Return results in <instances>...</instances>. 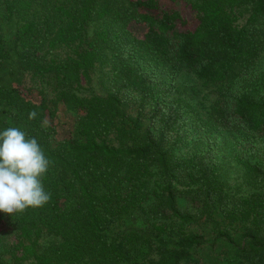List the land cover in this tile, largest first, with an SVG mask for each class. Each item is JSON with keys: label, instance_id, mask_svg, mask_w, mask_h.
I'll return each instance as SVG.
<instances>
[{"label": "trees", "instance_id": "1", "mask_svg": "<svg viewBox=\"0 0 264 264\" xmlns=\"http://www.w3.org/2000/svg\"><path fill=\"white\" fill-rule=\"evenodd\" d=\"M182 75L215 96L197 106ZM9 126L52 162L51 199L0 212V264H264L258 151L234 157L262 184L239 197L210 149L175 155L189 127L264 134V0H0Z\"/></svg>", "mask_w": 264, "mask_h": 264}, {"label": "rangeland", "instance_id": "2", "mask_svg": "<svg viewBox=\"0 0 264 264\" xmlns=\"http://www.w3.org/2000/svg\"><path fill=\"white\" fill-rule=\"evenodd\" d=\"M180 7L181 2L178 4ZM152 76L159 80V84L167 86L169 84L166 73L162 74L160 71H154ZM96 78L97 74L94 75ZM188 80L190 83L189 96L196 100L197 106L199 103L205 104L208 99H212L215 95L210 93L211 87H203L196 81H193L190 77L182 75L176 78L177 84ZM24 84L30 86L31 79L27 75L25 77ZM85 94L97 93L103 94V90L96 79L87 86ZM208 94L206 98L203 95ZM168 101V100H167ZM187 139L183 143L179 144L175 150V155L178 159H183L192 153L202 154L206 150L210 149L213 154V162L215 166L216 175L224 184V191L229 197H239L242 195H248L255 186H262L261 183H257L255 178L250 177L243 169H241L235 163V158L239 155L242 148L251 146L258 151L259 157L264 159V134L253 135L243 130L233 129L217 130L216 128H207L205 131L199 128L189 127L187 129ZM125 225L132 226L133 222H126ZM6 222L0 221V231H7ZM52 234L45 233L40 239L42 246H47L52 241Z\"/></svg>", "mask_w": 264, "mask_h": 264}, {"label": "clouds", "instance_id": "3", "mask_svg": "<svg viewBox=\"0 0 264 264\" xmlns=\"http://www.w3.org/2000/svg\"><path fill=\"white\" fill-rule=\"evenodd\" d=\"M28 115L35 119L37 113ZM51 164L36 138L15 126L0 131V212L11 215L46 205L51 194L43 180Z\"/></svg>", "mask_w": 264, "mask_h": 264}]
</instances>
